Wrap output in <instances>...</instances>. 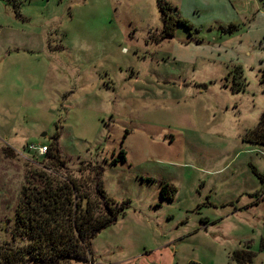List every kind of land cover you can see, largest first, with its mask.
I'll return each mask as SVG.
<instances>
[{
  "label": "rangeland",
  "instance_id": "1",
  "mask_svg": "<svg viewBox=\"0 0 264 264\" xmlns=\"http://www.w3.org/2000/svg\"><path fill=\"white\" fill-rule=\"evenodd\" d=\"M169 1L187 24L161 36L156 0H0V242L29 172L99 163L128 206L92 264H264V144L241 137L264 107V0ZM54 131L58 171L29 146Z\"/></svg>",
  "mask_w": 264,
  "mask_h": 264
},
{
  "label": "trees",
  "instance_id": "2",
  "mask_svg": "<svg viewBox=\"0 0 264 264\" xmlns=\"http://www.w3.org/2000/svg\"><path fill=\"white\" fill-rule=\"evenodd\" d=\"M156 2L162 21L161 36L174 31L175 21L187 24L179 16L175 4L169 0ZM242 84L240 81L233 87L238 89ZM241 137L245 141L264 144V107L255 124ZM56 147L57 133L54 131L42 155L49 158L51 163L48 165L58 171L65 160ZM119 159H125L122 146L111 162ZM88 167L90 173L81 179L70 174L60 177L45 170L29 172L17 198L9 238L0 242V264H70L72 260L87 263L92 260L91 238L125 212L128 198L118 200L106 193L101 183V164ZM251 167L264 181L260 170L254 164ZM175 190L174 183L166 180L158 186L161 199L172 198ZM253 253L245 243V246L235 247L232 255L242 262L249 260ZM183 264L200 263L188 259Z\"/></svg>",
  "mask_w": 264,
  "mask_h": 264
},
{
  "label": "crops",
  "instance_id": "3",
  "mask_svg": "<svg viewBox=\"0 0 264 264\" xmlns=\"http://www.w3.org/2000/svg\"><path fill=\"white\" fill-rule=\"evenodd\" d=\"M161 198H159V200H160ZM155 204V203H154ZM156 205V204H155ZM148 206H151L150 204H148ZM150 211H152V209L150 208ZM141 213H143V212H141ZM140 212L138 213L137 212V217H135V220H139V218H140V216H139V214H141ZM124 215V214H123ZM122 214L121 215H119L118 217H116V219L114 220L116 223L118 222H121L122 221V219L126 216H123ZM132 217H134V216H132ZM131 230H132V228H130L129 229V233L131 232ZM168 254V253H167ZM172 258H173V255H171V253H169V262H168V264H171V261H172ZM95 258H93V256H92V260L89 262V263H87V262H83L84 264H92V263H94L95 262ZM111 264V263H110ZM112 264H114V263H112ZM121 264V263H120ZM173 264V263H172Z\"/></svg>",
  "mask_w": 264,
  "mask_h": 264
},
{
  "label": "built area",
  "instance_id": "4",
  "mask_svg": "<svg viewBox=\"0 0 264 264\" xmlns=\"http://www.w3.org/2000/svg\"><path fill=\"white\" fill-rule=\"evenodd\" d=\"M30 147H35V150L39 153H43L45 151V148H46V144H33V143H30L29 145ZM260 196L261 197H264V188L259 192Z\"/></svg>",
  "mask_w": 264,
  "mask_h": 264
}]
</instances>
